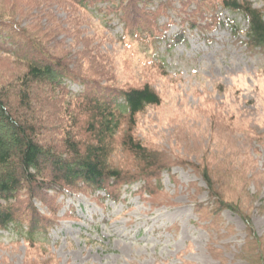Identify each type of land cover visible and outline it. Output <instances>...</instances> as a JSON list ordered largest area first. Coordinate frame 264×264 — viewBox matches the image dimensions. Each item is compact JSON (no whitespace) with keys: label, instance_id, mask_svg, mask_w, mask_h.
Instances as JSON below:
<instances>
[{"label":"rangeland","instance_id":"1","mask_svg":"<svg viewBox=\"0 0 264 264\" xmlns=\"http://www.w3.org/2000/svg\"><path fill=\"white\" fill-rule=\"evenodd\" d=\"M12 1L0 0V15L71 53L86 80L118 90L149 85L160 103L132 119L122 115L112 137L109 167L135 181L108 179L109 197L81 183L51 207L34 200L19 212L20 224L27 230L39 218L43 231L27 242L20 225L1 230L0 264H246L238 250L245 220L264 234V48L247 45L242 17L221 9L220 0H172L150 27L157 37L138 39L104 5L51 1L49 13L63 29L56 34ZM245 1L264 14V0ZM181 22L185 40L171 41ZM8 69L12 60L0 55V72ZM79 113L68 114L65 136L89 142L88 119ZM136 143L157 153L153 168L142 169L128 148ZM218 169L232 172L221 184Z\"/></svg>","mask_w":264,"mask_h":264},{"label":"trees","instance_id":"2","mask_svg":"<svg viewBox=\"0 0 264 264\" xmlns=\"http://www.w3.org/2000/svg\"><path fill=\"white\" fill-rule=\"evenodd\" d=\"M51 1L73 9L104 5L101 11L117 14L131 37L149 39L157 37L150 28L154 18L167 10L172 0H13L11 6L24 10V15L45 18L46 29L58 34L63 29L49 13ZM222 4L246 18L249 45L264 48L262 13L246 1L222 0ZM20 22L12 15H0V55L12 60L9 74L0 72V230L20 225L19 234L31 242L43 231L38 226L40 219L29 220L25 230L19 212L34 206L36 199L51 207L55 197L65 191H78L81 183L85 188L97 189L104 188L107 179L117 180L122 172L110 168L109 159L120 117L132 119L146 106L158 105L160 98L149 85L118 90L99 80H86L88 76L80 73L71 53H60L58 46L48 45ZM70 85L82 88L74 92ZM74 111L88 119L85 125L89 142L77 140L70 130L65 136L68 114L78 116ZM128 148L144 164L142 169L156 165V152L149 153L139 143ZM218 171L214 181L219 184L232 174L229 170ZM206 184L209 189L213 185L207 176ZM215 197L217 204L233 209L232 204L217 194ZM245 222L247 235L239 255L246 264H264V234L257 235L250 222Z\"/></svg>","mask_w":264,"mask_h":264}]
</instances>
